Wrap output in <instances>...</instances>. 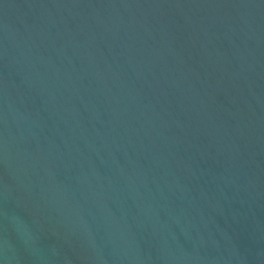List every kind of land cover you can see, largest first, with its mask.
Instances as JSON below:
<instances>
[{
  "label": "water",
  "instance_id": "obj_1",
  "mask_svg": "<svg viewBox=\"0 0 264 264\" xmlns=\"http://www.w3.org/2000/svg\"><path fill=\"white\" fill-rule=\"evenodd\" d=\"M0 264H264V0H0Z\"/></svg>",
  "mask_w": 264,
  "mask_h": 264
}]
</instances>
